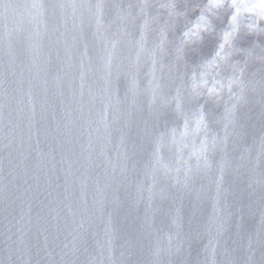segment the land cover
<instances>
[{
  "label": "water",
  "instance_id": "1",
  "mask_svg": "<svg viewBox=\"0 0 264 264\" xmlns=\"http://www.w3.org/2000/svg\"><path fill=\"white\" fill-rule=\"evenodd\" d=\"M0 264H264V0H0Z\"/></svg>",
  "mask_w": 264,
  "mask_h": 264
}]
</instances>
